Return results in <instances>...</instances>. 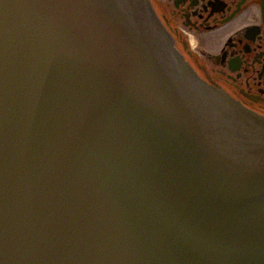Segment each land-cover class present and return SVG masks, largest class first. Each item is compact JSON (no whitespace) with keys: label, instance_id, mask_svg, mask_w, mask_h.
I'll use <instances>...</instances> for the list:
<instances>
[{"label":"water","instance_id":"water-1","mask_svg":"<svg viewBox=\"0 0 264 264\" xmlns=\"http://www.w3.org/2000/svg\"><path fill=\"white\" fill-rule=\"evenodd\" d=\"M0 264H264V117L150 0H0Z\"/></svg>","mask_w":264,"mask_h":264},{"label":"flooded vegetation","instance_id":"flooded-vegetation-1","mask_svg":"<svg viewBox=\"0 0 264 264\" xmlns=\"http://www.w3.org/2000/svg\"><path fill=\"white\" fill-rule=\"evenodd\" d=\"M150 1L197 74L264 117V0Z\"/></svg>","mask_w":264,"mask_h":264}]
</instances>
